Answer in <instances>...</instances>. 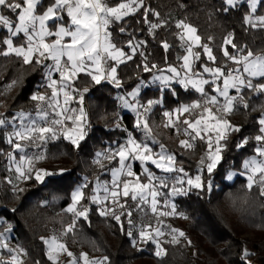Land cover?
Returning <instances> with one entry per match:
<instances>
[{
	"label": "trees",
	"instance_id": "1",
	"mask_svg": "<svg viewBox=\"0 0 264 264\" xmlns=\"http://www.w3.org/2000/svg\"><path fill=\"white\" fill-rule=\"evenodd\" d=\"M50 2L44 0V7ZM118 2L120 0H109L112 5ZM145 3L160 13V19L168 21L167 26L149 31L147 24L137 23V20H142L141 13L126 18L123 26L127 32L123 34L119 32L120 22L110 26L113 42L126 52L130 51L126 47L130 33L134 34L135 41L145 42L132 60L118 66L117 74L122 86L116 88L106 80L95 84L86 74L78 75L74 81V87L80 92L85 87L91 89L90 96L83 94L82 105L91 125V133L87 132L79 148L63 137L48 142L46 158L51 165L58 166L46 165L45 169L54 175L46 177L43 182L35 179L23 185L19 188L24 189L23 192H12L0 181V231H3L5 224L12 226L7 237L25 250L26 260L23 264H36L37 261L39 264H52L47 259V245L42 238L47 239L52 228L63 230L64 226L71 223L73 217L65 209L72 202V192L85 183V199L80 205L89 207L88 219H79L74 232L67 235L68 242L77 245L82 252L93 258L107 255L111 264H244L241 256L246 248L252 254L251 264H264V243L251 244L242 238L243 232L249 230L264 235V197L260 196L258 185L249 190L246 177L239 175L243 171V161L254 155V137L259 134L257 120L264 111V94L256 95L246 90L244 95L248 99L249 108L239 105L226 117L231 124L239 126L241 131L228 134L221 164L211 175L206 171L203 173L205 181H212V192L198 194V190H193L187 196L169 197L176 205V213H184L188 219L179 215L173 218L172 228L183 231L185 237H181L175 245L162 242L167 255L157 257L151 243L138 240L139 230L135 227L134 216L139 217L142 208L136 201L130 197L127 199L123 209L125 214L121 216V222L117 223L111 215H100V205L88 199L93 195L97 182L110 181V169L118 167L116 160H100L102 157L98 163L96 154L114 150L117 147L114 142L125 143L129 132L138 141L142 139V130L135 127V117L131 113H123L118 99L121 94L131 92L142 82L145 87L139 95L141 104H146L148 100L162 101L147 117L152 134L158 142L152 145L154 152H158L159 144H163L168 153L175 155L176 168L182 167L191 176L198 174L199 161L206 154L204 142L197 139L193 141V148L181 147L179 141L182 137L176 135L174 128L165 127L167 118L163 112L175 113L174 110L181 105L200 99V94L193 89L184 90L180 85L174 86L175 95L171 89L161 91L160 85L151 83L153 73L143 71L144 56L149 64L155 63L161 69L168 65L182 64L178 57L186 52L178 36L180 30L175 28L177 19H185L197 28L202 43L212 48L220 66L225 63L234 66L224 59L221 51L223 40L230 33L238 46H246L257 54L264 53V30L249 28L244 23L245 9L224 13L223 0H145ZM258 14L264 15V7L259 8ZM149 19L156 22L154 16L150 15ZM6 36V30H0V41ZM164 41L170 46L167 51L162 46ZM14 42H24L22 34ZM4 50L6 46L0 43V51ZM195 50L203 52L200 48ZM230 51L234 50L230 48ZM204 62H207V58L202 54L197 67ZM45 63L50 64L51 61ZM45 71L40 65H23L22 60L14 54L7 57L0 55V113L11 118L15 113L24 111L33 113L35 117L37 103L31 97L37 93L50 94L51 91L44 86L47 82ZM13 80L18 82L13 85ZM255 82L264 83V79ZM74 95L79 97V93ZM253 108L256 110L253 111ZM185 118L192 117L188 114L180 116V120ZM118 121L122 126H117ZM157 123H161L159 131L155 128ZM7 127L0 128V175L11 178L7 154L16 152L4 134L6 130H11V126ZM180 127L184 126L181 124ZM244 138H248V144L243 149H237L236 144ZM133 164V170L141 174L140 163ZM148 167L155 176L167 177L170 185L173 177L181 175L178 172H160L153 165ZM61 169L65 171L61 172ZM231 173L237 174L232 181L228 179ZM142 179L146 182V178ZM160 190L170 191L163 188ZM121 203H125L123 197ZM115 210L117 214L121 213L119 207ZM128 211H131V217L127 216ZM129 230L136 237L135 245L126 234Z\"/></svg>",
	"mask_w": 264,
	"mask_h": 264
},
{
	"label": "snow or ice",
	"instance_id": "2",
	"mask_svg": "<svg viewBox=\"0 0 264 264\" xmlns=\"http://www.w3.org/2000/svg\"><path fill=\"white\" fill-rule=\"evenodd\" d=\"M223 4L224 13L245 9L244 23L249 28L264 30V15L258 14L259 8L264 7V0H223ZM137 13H141L142 16V20H137V23L147 24L149 31L167 26L168 21L160 19V13L146 4L145 0H120L115 5L110 4L109 0H51L46 8L44 0H0V30L7 32V36L0 41L6 46V50L0 51V55L7 57L14 54L16 58L22 60L23 65L43 66L47 81L44 86L51 90L50 94L37 93L31 97L33 101L39 102L35 118L31 112L20 111L11 118L0 113V127L11 126L13 129L8 135V143L14 152L22 153L18 162L13 153L7 154L10 162L16 165L18 179L25 181L31 179L33 161L44 158L42 154L28 155L26 144L23 142L35 144L39 148L50 139L55 140L63 136L79 148L80 142L87 135V114L82 106L83 93L74 87L75 78L80 73H86L95 84L107 80L116 88L122 86L117 74L118 66L132 60L145 42L135 41L134 34L130 33L126 43L130 51L126 52L113 42L110 26L120 22L119 32L123 34L127 32V28L123 26L126 18ZM150 15L156 17V22L149 19ZM175 28L180 30L178 36L186 52L185 55L178 57L182 60L180 67L168 65L161 69L155 63L149 64L147 57L140 52L139 54L144 56L143 71L153 73L151 83H159L161 91L171 89L175 95L174 86L180 85L184 90L193 89L200 94V99L174 110L177 114L175 121L172 119V111H164L163 116L169 121L165 127H172L178 134L182 132L188 137L179 141L181 147L191 149L194 147L193 141L199 139L206 146V154L201 157L198 174L195 176L189 175L182 167L176 168L175 155L168 153L163 144H159V152H154L146 142L158 143L152 134L147 117L153 107L162 101L148 100L146 104H141L139 100L141 85H137L126 95L119 96L121 106L135 113V127L144 132L145 139L138 141L129 132L125 143L114 142L117 143L114 150L96 154L98 163L102 157L109 161L116 160L118 167L110 169L112 177L110 185L107 182L104 184L97 182L93 195L88 198L91 203L102 206L100 215H111L117 223L121 222V216L125 214L123 209L129 197L136 201L138 206L150 204L152 213H158L161 217L179 215L188 219L184 213H176V205L171 203L169 197L187 196L193 190H198V194L212 192V181H205L203 173L206 171L211 175L221 164L223 152L227 148L228 134L241 131L239 126L231 124L225 116L232 113L237 105L249 108L248 99L244 95L246 90L256 95L264 94V83L254 82L264 79V53L257 54L246 46H238L230 33L224 38L221 51L224 59L231 62L234 67H228L227 63L220 66L212 48L202 43L195 26L185 19H177ZM21 34L24 42L16 44L14 41ZM48 38H52L51 41ZM162 46L165 51L170 47L166 41ZM229 46L234 51H230ZM196 48L202 49L203 52L195 51ZM202 54L217 66L201 64L197 68L196 63L201 60ZM45 61L51 63L47 64ZM109 61L115 63L110 64ZM53 73L59 74V80L53 78ZM17 82L13 80L12 84ZM230 90H235L236 95H230ZM87 91V88L83 89V92ZM74 93H79L81 105L79 109L70 107V103L76 98ZM255 110L253 108V111ZM184 114L192 118L180 120V116ZM257 123L259 134L254 137L256 142L254 155L243 161V171L239 175L246 177V187L249 190L258 185L259 194L264 197V111L261 112ZM181 124L183 128L180 127ZM248 142V138L242 139L236 144L237 149H243ZM136 161L142 167L141 174L133 170V162ZM149 164L164 173L178 172L181 175L173 177L170 185L167 177H156L148 167ZM63 171L65 170L61 169V172ZM234 174H230L228 178L231 179ZM51 175L54 173L45 169L35 171V179L39 182H43L46 176ZM142 177H146L147 182H144ZM86 187L87 183L72 192V202L65 211L71 213L73 219L64 226L63 235L73 233L79 219H88L89 207H78L85 199L83 189ZM161 188L170 191L163 192ZM18 191L23 192L24 189ZM121 197L125 203H121ZM109 201L121 209L120 214H117L114 207H108ZM158 206L170 208L171 211L158 212ZM126 214L128 217L132 215L131 211ZM128 222L131 224L130 219ZM11 230L12 226L7 224L3 231H0V252L6 250L11 256L9 261L0 259V264H23L20 256L26 254L25 250L13 249L8 245L7 234ZM121 230H124L122 224ZM170 233V243L173 245L180 242L177 233L179 237H185V233L179 229L171 228ZM126 234L135 245L136 237L132 231L129 230ZM138 235L140 241L156 245L157 257L167 255L159 240V237L165 235L163 226L153 229L150 224L144 225ZM42 239L47 245V259L52 264H59L61 253H66L69 257L67 264H81V261L83 264H111L107 255L102 258H90L88 253L81 252L78 257L74 256L56 235ZM188 243L191 244V241ZM251 255L246 248L243 250L241 260L244 264H251ZM36 264H39V261Z\"/></svg>",
	"mask_w": 264,
	"mask_h": 264
},
{
	"label": "rangeland",
	"instance_id": "3",
	"mask_svg": "<svg viewBox=\"0 0 264 264\" xmlns=\"http://www.w3.org/2000/svg\"><path fill=\"white\" fill-rule=\"evenodd\" d=\"M195 50V49H194ZM196 51V50H195ZM207 58V57H206ZM109 62H112V61H109ZM108 62V63H109ZM197 64V63H196ZM202 64H207L208 66H211L210 64H213L211 61H208L207 60V62H204V63H202ZM173 66H176L177 68H179L180 66H177V65H173ZM215 66H217V65H215V64H213V66L212 67H215ZM196 67H197V65H196ZM198 68V67H197ZM57 77H59V74L58 73H53V78H57ZM75 80H76V78H75ZM103 81V80H102ZM151 81H152V78H151ZM141 85V88H140V93H141V91H142V89L145 87V84L144 83H141L140 84ZM137 87V86H136ZM135 87V88H136ZM207 86H205V88H206ZM85 88H87L88 89V91L90 92V94H91V89L89 88V87H85ZM84 89V88H83ZM83 89H82V93L83 94H86V95H88L86 92H83ZM69 91H71L70 89H69ZM231 92H232V90H230V95H231ZM90 94L88 95V96H90ZM121 95H126V94H121ZM120 95V96H121ZM63 100V97L61 96V101ZM36 103L38 104L39 102L38 101H36ZM74 103V102H73ZM75 104V103H74ZM237 106H239V105H237ZM70 107H73V108H77V109H79V107L77 106V105H73L72 103H70ZM122 107V106H121ZM155 107V106H154ZM154 107H153V109H152V111L154 110ZM122 111H123V113H127V112H129L130 111V113L132 114L133 112L130 110V109H126V108H123L122 107ZM152 111H151V113H152ZM150 113V114H151ZM133 114H135V113H133ZM176 113H173V117H172V119L175 121L176 120ZM229 114H227L226 116H225V118L228 116ZM149 116V115H148ZM35 118V117H34ZM167 118V117H166ZM190 119V118H189ZM18 123H19V121H18ZM169 123V121H168V118H167V124ZM161 123H157V125H156V127L155 128H157V131H159L160 130V125ZM89 125H90V122L88 121V124H87V127H86V131L88 132L89 131V133H91V129H89ZM122 126V124L120 123V121H118L117 122V126ZM91 126V125H90ZM0 128H3V129H6V128H8L7 126H5V127H0ZM87 128H88V130H87ZM172 128V127H171ZM13 131V129H12V127H11V130H6L5 131V136H6V139L8 140V135L11 133ZM176 135L177 136H181L182 137V140H185V139H188V137L187 136H185L182 132L181 133H177L176 132ZM61 137H63V136H61ZM60 137V138H61ZM59 138V139H60ZM59 139H55V140H48V142H50V141H57V140H59ZM145 139V134H144V132L142 131V139L141 140H144ZM213 139H215V137L213 136ZM47 142V143H48ZM146 142H148L149 144H151L150 145V147H152V143H150L151 141H146ZM23 143H25L26 144V151H27V154L28 155H30V156H33V155H36V154H42L43 156H44V158L43 159H40V160H34L33 161V163H32V168H33V175H32V178L31 179H28V180H20V179H18L17 178V173H16V171H15V163H12V162H10V160H9V164H10V172H11V178H4V177H2L1 175H0V181L5 185V186H7L12 192H14V191H16V190H18L20 187H22L23 185H25V184H27V183H30V182H32L33 180H35V171L36 170H38V169H45V166L47 165H51L49 162H48V160H47V158H46V146H47V143L46 144H41L40 145V147L39 148H37L36 147V145L35 144H28L27 142H23ZM156 151V150H155ZM159 152V151H158ZM22 153H19V152H16V154H13L14 156H15V158H16V161L18 162L19 161V157H20V155H21ZM104 158H101L100 160H103ZM136 162H138V161H136ZM136 162H133V163H136ZM149 165H151V164H149ZM51 166H58V164H53V165H51ZM133 166H134V164H133ZM154 166V165H153ZM46 170V169H45ZM141 170H142V167H141ZM157 170H159L160 172H163V171H161L160 169H157ZM46 171H48V170H46ZM48 172H50V171H48ZM52 173V172H51ZM111 174V173H110ZM232 174V173H231ZM237 176V174L235 173L234 175H232V178L231 179H229L230 181H232L233 179H235V177ZM46 177H48V176H46ZM45 177V178H46ZM157 177V176H156ZM159 177V176H158ZM44 178V179H45ZM144 178H146V177H144ZM110 182H111V180L109 181V182H107V183H109V185H110ZM146 182H147V178H146ZM105 182L104 181H101L100 182V184H104ZM171 183H172V181H171ZM157 186H159V185H157ZM161 200H163V197H161L160 198ZM170 199V198H169ZM171 201V200H170ZM172 203V202H171ZM141 206V208H142V210H141V212L139 213V217L137 216H134V224L136 225L135 227L138 229V230H140L141 229V227L142 226H144V225H152V228L153 229H155V228H157V227H162L163 226V230H164V233H165V235L164 236H161V237H159V240H160V243H161V246H162V242H170L171 241V233H170V229L172 228V226H173V224H174V222H173V218L176 216V215H174V216H168V217H161V216H159L158 215V213L157 214H153L152 213V211H151V207H150V204H143V205H140ZM78 207H81V205H79ZM100 207H102L101 205H100ZM108 207H114V208H116V207H118V206H114V205H112L111 204V202L109 201L108 202ZM262 208H264V206L262 207ZM159 211H171V209L170 208H163V207H159L158 206V212ZM69 214H71V213H69ZM72 215V214H71ZM159 218H160V220H159ZM5 226H7V224H5ZM135 228V229H136ZM53 235H56V236H58L59 237V239H60V241L62 242V243H64L66 246H67V248H68V250L69 251H71L72 253H73V255L74 256H79V254L82 252L81 250H80V247H78L77 245H75V244H72V243H70V242H68V235H63V230H60V229H57V228H52L51 229V234H50V236L48 237V238H50V237H52ZM177 236H178V239H180L181 237H179V234L177 233ZM47 238V239H48ZM242 238L243 239H245V240H247L249 243H251V244H259L260 242L261 243H264V235H262V233H259V232H256V231H246V232H243V234H242ZM138 240H140V239H138ZM147 243H151V242H147ZM153 246H154V250H155V252H156V245L155 244H153V243H151ZM9 247L10 248H13V249H19L20 248V246H18V244L16 243L15 245H9ZM163 247V246H162ZM5 253L4 252H0V259H5ZM90 258H93V257H91V256H89ZM10 259H11V257H10ZM9 259V260H10ZM20 259L23 261V263H24V261L26 260V256H25V254H21V256H20ZM61 259H62V261H64V263L63 264H67V262H68V260H69V257L67 256V254L66 253H61L60 254V256H59V263H61L62 261H61ZM8 260V261H9ZM81 264H83V262L81 261Z\"/></svg>",
	"mask_w": 264,
	"mask_h": 264
},
{
	"label": "built area",
	"instance_id": "4",
	"mask_svg": "<svg viewBox=\"0 0 264 264\" xmlns=\"http://www.w3.org/2000/svg\"><path fill=\"white\" fill-rule=\"evenodd\" d=\"M228 67H234V66H228ZM106 81H107V80H106ZM254 82H255V81H254ZM86 93H87L88 95L90 94L89 91H87ZM231 95H236L235 90H232ZM132 116L135 117V114L132 113ZM89 129H91V126H90V125H89ZM159 220H160V218H159ZM7 242H8V245H10V246L16 244L14 240H12V239H10V238H8V237H7ZM3 252H4L5 255H6L4 260H5V261H8V260L10 259V257H11L10 254H9L6 250H4Z\"/></svg>",
	"mask_w": 264,
	"mask_h": 264
},
{
	"label": "crops",
	"instance_id": "5",
	"mask_svg": "<svg viewBox=\"0 0 264 264\" xmlns=\"http://www.w3.org/2000/svg\"><path fill=\"white\" fill-rule=\"evenodd\" d=\"M48 39H49V41H51L50 38H48ZM80 74H86V73H80ZM80 74H79V75H80ZM56 79L59 80V77H57ZM76 79H77V78H76ZM157 84L159 85V83H157ZM138 85H140V84H138ZM70 90H71V89H70ZM73 102H74L75 104H74ZM71 103H72L73 105H77V106L79 107V104H80V103H79V97H78V98H75V100H73ZM127 113H130V111L127 112ZM87 120H88V117H87ZM87 124H88V121H87ZM104 182H109V181H104Z\"/></svg>",
	"mask_w": 264,
	"mask_h": 264
}]
</instances>
